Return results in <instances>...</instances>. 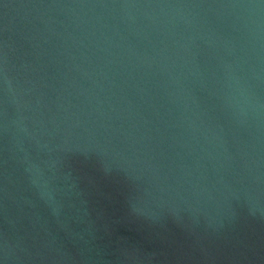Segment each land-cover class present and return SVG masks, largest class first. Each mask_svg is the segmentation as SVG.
Wrapping results in <instances>:
<instances>
[{"label": "water", "instance_id": "water-1", "mask_svg": "<svg viewBox=\"0 0 264 264\" xmlns=\"http://www.w3.org/2000/svg\"><path fill=\"white\" fill-rule=\"evenodd\" d=\"M0 264H264V0H0Z\"/></svg>", "mask_w": 264, "mask_h": 264}]
</instances>
